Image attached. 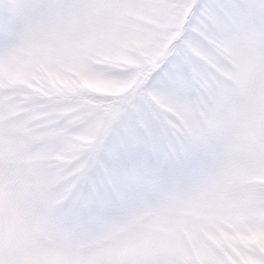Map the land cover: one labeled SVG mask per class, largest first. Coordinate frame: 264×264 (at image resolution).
I'll use <instances>...</instances> for the list:
<instances>
[{"label":"snow or ice","instance_id":"6c2138e0","mask_svg":"<svg viewBox=\"0 0 264 264\" xmlns=\"http://www.w3.org/2000/svg\"><path fill=\"white\" fill-rule=\"evenodd\" d=\"M0 264H264V0H0Z\"/></svg>","mask_w":264,"mask_h":264}]
</instances>
